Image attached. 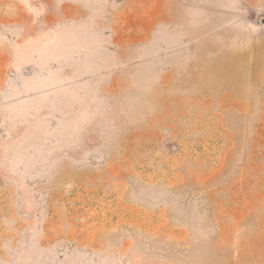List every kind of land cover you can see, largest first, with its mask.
<instances>
[{
  "label": "rangeland",
  "instance_id": "1",
  "mask_svg": "<svg viewBox=\"0 0 264 264\" xmlns=\"http://www.w3.org/2000/svg\"><path fill=\"white\" fill-rule=\"evenodd\" d=\"M0 264H264V0H0Z\"/></svg>",
  "mask_w": 264,
  "mask_h": 264
}]
</instances>
